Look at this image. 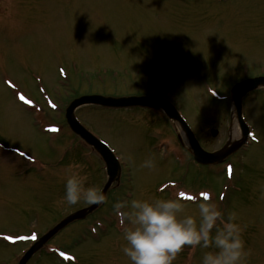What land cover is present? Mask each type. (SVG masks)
<instances>
[{
    "label": "rangeland",
    "instance_id": "1",
    "mask_svg": "<svg viewBox=\"0 0 264 264\" xmlns=\"http://www.w3.org/2000/svg\"><path fill=\"white\" fill-rule=\"evenodd\" d=\"M5 11L8 14L0 16V141L25 149L39 161L50 156V149L55 145L53 135L43 131L40 125L43 119L32 107L16 100L19 94L26 93L41 102L38 82L48 89L47 98L52 103L70 92H83L87 84H93L94 91L98 88L104 92L100 87L105 83L108 91L111 90L108 86L115 83L113 77L119 69L123 72L121 68L125 69L122 75H127L121 82L130 85L137 82L148 88V83H156L148 81L152 73L137 74V70L142 68L144 61L147 62L143 59L148 58L150 37L171 39L177 34L178 43L173 38L175 45L170 41L169 46H161L165 54L164 73H158L164 74L172 88L181 94L186 116L203 145L212 150L226 142L229 131L233 132L232 123L228 129L233 109L231 99L214 102L208 88L216 86V91L225 96L228 81L239 78L240 66L253 71L264 66V0H0V15ZM151 45L158 49L154 40ZM177 45L182 52L175 51ZM159 55L156 53L153 57ZM181 59L185 61L181 66L184 70L179 67ZM186 60L192 62L190 67ZM61 65L70 75L65 83L68 89L60 84L62 79H58L57 69ZM193 66L198 70L208 68L209 72L196 76L195 70L190 72ZM154 67L153 70L158 66ZM137 75L145 77L144 82L137 81ZM8 80L15 84L8 86ZM207 83L210 85H204ZM248 106L247 115L256 124L261 142L252 145L247 154L240 149V153L232 155L235 169L240 172L235 173L236 177L244 178L243 185L239 183L238 186L244 189L241 194L245 200L234 201L237 193L231 189L234 199L227 202L232 206H221V209L232 211L236 216L248 253L244 264H264V93L255 92L249 97ZM112 110L101 112L86 108L80 115L86 124L91 123L90 127L111 143L117 154L135 160V175L127 178L125 184L133 188V198L173 197L169 190H158L170 177L177 179L187 191H209L215 197L221 192L227 180L216 166L199 167L189 162L185 170L177 174L168 149L158 152L151 149L148 138L141 140L146 136L145 122L148 127L158 126L163 119L156 120L152 116L151 120L148 112L135 111V117L125 110ZM51 115L55 117L54 113ZM163 125L170 126L167 121ZM211 128L219 130L217 136L212 135ZM174 129L175 133H180ZM175 133L164 136L170 140L176 137ZM82 147L68 142L61 149L72 159L69 165L87 177L86 184L101 189L105 182L103 162L95 153H84ZM59 155L60 152L54 149L53 156ZM147 157L154 160L155 166L151 169L140 167ZM45 162L47 166L42 163V167L48 170L41 189L34 180L19 182L9 176L7 168L11 170V165L0 168V232L28 233L32 228L42 231L46 224L56 220L59 212L64 215L87 204L83 201L75 205L62 203L64 177L69 166L63 169L62 161L56 165ZM108 201L100 216L103 221L111 222L116 215L112 211V200ZM184 203L187 213H197L196 203ZM110 233L100 240L103 243H95L94 248L82 252L83 260L78 264H122L127 258L121 250L124 241L116 233ZM69 235L77 240L81 237L77 231H70ZM8 250L14 252L18 248ZM8 250L0 249V258L9 259L12 251ZM204 251L207 249L185 246L177 254L175 264H189L192 252L200 254L194 261V264H200ZM39 264L62 263L43 258Z\"/></svg>",
    "mask_w": 264,
    "mask_h": 264
},
{
    "label": "clouds",
    "instance_id": "2",
    "mask_svg": "<svg viewBox=\"0 0 264 264\" xmlns=\"http://www.w3.org/2000/svg\"><path fill=\"white\" fill-rule=\"evenodd\" d=\"M134 164L132 157H128ZM154 160L145 159L140 167L153 168ZM86 176L69 165L64 177L62 203L75 205L81 201L102 206L108 203L106 193L86 184ZM180 193L173 197L113 200L111 207L118 217L122 252L129 264H172L185 247L207 249L200 264H244L248 253L241 228L232 213L208 199L196 203L197 213L189 214ZM103 222L96 220L97 225Z\"/></svg>",
    "mask_w": 264,
    "mask_h": 264
},
{
    "label": "water",
    "instance_id": "3",
    "mask_svg": "<svg viewBox=\"0 0 264 264\" xmlns=\"http://www.w3.org/2000/svg\"><path fill=\"white\" fill-rule=\"evenodd\" d=\"M259 85H264V76L249 78L248 80H244L242 82H239L235 86V88H233L234 102H235L236 106L239 108V110H240V106H241L242 96L245 93H247L249 90L258 87ZM154 98L155 97H150V96H148V97L147 96L130 97V98H122V99H114V98H106V97H104V98H102V97H92V98L84 97V98L77 100L75 106L79 105L83 102H89V101L103 103V104H110V105H149V106L161 105V106H163V108L165 109V111L167 112V114L170 118L178 120L181 123V125H182L183 129L185 130V132L187 133V135L190 136V140H191V142L195 148L197 156L202 162L220 161L227 154L231 153L232 151H234L236 148L239 147L240 142H236V143L232 144L231 146L225 147L223 150H221L220 152H217V153H208V152L204 151L201 148V146L199 145V143L196 141V139L194 138L189 126L183 120V118L180 116V114L175 109V107L172 104H170L169 102H167L166 100H162V101H158V102L153 101ZM70 107H72V105ZM73 109H74V107L69 108L67 111V117H68V120H69L71 126L73 127V129L77 133L82 135L88 142L92 143L99 150H101L102 153L104 154L106 161H107V164L109 166V174H110V179L107 183V186L105 187V190H107L108 187L110 186V184L112 183V181L116 178V176L119 172L120 165H119L117 159L113 156V154L109 151V149L103 143L98 141L97 138H95L89 131H87L83 126H81L80 124L77 123V121L74 118ZM96 206L97 205H93L89 208L78 211L77 213L72 214L71 216L64 219L62 222H60L49 234H47L45 237L42 238V240L39 242V244H37L34 248H32V250L28 253L27 257L21 262V264H25L27 259L29 258V256H31L33 254V252L36 251L45 241H47V239L50 236H52L55 232H57L59 229L64 227L71 220L85 216L89 211L94 209Z\"/></svg>",
    "mask_w": 264,
    "mask_h": 264
},
{
    "label": "bare ground",
    "instance_id": "4",
    "mask_svg": "<svg viewBox=\"0 0 264 264\" xmlns=\"http://www.w3.org/2000/svg\"><path fill=\"white\" fill-rule=\"evenodd\" d=\"M236 133V134H235ZM236 135H238V131L237 132H234L233 134V138H236Z\"/></svg>",
    "mask_w": 264,
    "mask_h": 264
},
{
    "label": "snow or ice",
    "instance_id": "5",
    "mask_svg": "<svg viewBox=\"0 0 264 264\" xmlns=\"http://www.w3.org/2000/svg\"><path fill=\"white\" fill-rule=\"evenodd\" d=\"M180 195H182V196H183V195H184V193H183V192H181V193H180ZM204 195H205V197H207V193H204Z\"/></svg>",
    "mask_w": 264,
    "mask_h": 264
},
{
    "label": "flooded vegetation",
    "instance_id": "6",
    "mask_svg": "<svg viewBox=\"0 0 264 264\" xmlns=\"http://www.w3.org/2000/svg\"><path fill=\"white\" fill-rule=\"evenodd\" d=\"M148 92H153V91L149 90Z\"/></svg>",
    "mask_w": 264,
    "mask_h": 264
}]
</instances>
